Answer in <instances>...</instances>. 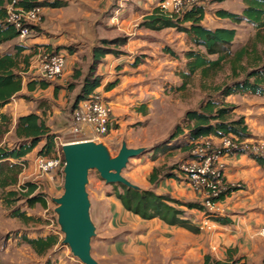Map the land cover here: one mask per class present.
<instances>
[{"label": "crops", "instance_id": "crops-1", "mask_svg": "<svg viewBox=\"0 0 264 264\" xmlns=\"http://www.w3.org/2000/svg\"><path fill=\"white\" fill-rule=\"evenodd\" d=\"M67 1L68 5L63 7H44L42 21L36 27L35 33L25 42H21L17 37L0 44V56L14 55L17 53L16 44L23 45L19 55V66L14 69L22 78V88L11 96L9 102L0 109V124L1 115L10 119L9 130L3 136L15 135L18 118L31 112L40 114L54 133H59L61 130L55 126L57 121L62 124L72 123L74 100L93 62L95 47L105 43L107 31L103 23L109 21L113 28L122 32L124 36L128 37V40L124 45V53L120 55L106 54L97 67V74L102 76L101 86L97 90L101 91L114 105V121L111 131L106 136L107 138L98 139V141H105L113 152L119 150L122 140H126L131 147L144 146L148 148L140 157H135L139 159V162H144L137 163L141 168L132 171L131 175H124L141 188L153 189L158 194H169L182 201L201 202L204 200L203 194L194 190L186 182L185 175L176 169L174 172L179 175V178H165L156 184H152L149 180V175L153 168L158 166L157 162L162 155L165 158L172 157V151H167L159 152L154 159L152 148L162 141H157V135L155 138H151L149 132L156 118H161L163 123H167L169 120L168 112L170 110L164 108L167 106L165 103L167 94L172 93V84L168 83L171 82L169 73L173 70L170 64L179 62L178 57L172 56V49L165 45V42L172 38L174 27L155 30L140 26L143 19L153 12L152 10L158 6L161 0L153 3L148 0ZM128 1H132V3ZM71 2H78L87 8L86 16L90 17L88 26L91 28L89 30L91 37L83 33L78 36L76 33L66 30V24L71 19L68 12L65 11V7H69ZM219 8H223L222 5L217 7V9ZM243 8L244 3L240 8L241 12ZM206 12L204 25L209 28L234 27L237 29L238 37V27L244 22L233 24L228 19L216 14L215 18L210 19L208 10ZM212 22L214 23L211 24ZM252 26L255 28L254 25ZM178 32L187 35L185 32ZM255 43L256 55L264 61V44L260 47V42ZM40 46L63 52L66 55V66L63 76L53 83L48 81L45 88L39 84V80L34 79L37 83L35 89L31 91L28 83L32 79L29 80L25 76L30 71L31 64L27 65L24 60L30 61L35 57ZM105 46L108 47V45ZM246 47L248 46L246 45ZM213 56L215 57L211 55L210 58H217V55ZM183 58L187 64L186 55ZM175 71L178 74L174 80L179 82L180 87L184 80L183 71L180 68ZM78 74L79 76H77ZM115 80H118V83L107 89V84ZM179 87H175L173 90L182 91L184 89H179ZM233 95L238 94L229 96ZM253 95L255 97L252 99L251 110L249 109L250 105H247L249 111L245 113L244 118L251 133L249 138L264 142V94ZM187 110L180 115L181 120L173 122V130L182 121ZM2 125L5 126V124ZM92 137V131L86 128L83 138ZM209 137L217 140L214 135ZM108 139L114 142V147L110 145ZM18 141L16 137L13 143L0 144V147H12ZM38 149L39 147L35 150ZM177 150L187 153L182 149ZM34 151L24 157L26 163L30 165L27 167H31L33 164L36 166L35 160L29 162ZM147 155L151 157L148 161ZM10 161L14 162L15 160L10 159ZM221 162L226 182L238 187L224 200L218 202V207L222 210L220 214L228 217L230 223L212 222V229L204 228L200 233L168 225L159 218L145 220L126 210L114 192V184H107L98 173L99 181L94 183L95 186L100 189V184L104 181L106 188L95 191V198L98 202L103 203L102 205L109 211V219L107 226L103 227V232L104 238L109 239L108 243H111V247L114 249L112 255L107 254L116 259L111 264H228L234 260H239L244 264H264V238L257 234L259 226L264 223V162H259L255 156L245 153L223 155ZM124 171L125 169L123 174ZM89 180L91 183L90 177ZM107 185H111L112 190ZM15 187L16 185H10L5 191L16 190ZM2 192H4L3 189ZM52 197L49 196L51 201ZM46 199L48 202V196ZM21 202L22 200L17 202V206L26 210L20 204ZM38 203L40 202L36 204ZM5 208L7 207L5 206ZM7 209L11 216V209ZM27 213L39 219L38 222L26 224L31 225V229L35 230L19 233L18 236L10 238L7 248L1 246V252L10 251V248L13 247L17 248L18 242L24 243V246L28 244L23 239L24 235L33 239L58 235L57 232H47V229H44L47 223L42 214L28 211ZM187 213L194 216L197 221L202 220L203 212L200 210L191 209ZM130 242H132V246L129 252H126ZM120 243L122 247L119 250L117 245ZM213 245L217 247L216 250L211 249ZM28 246L30 248L29 263L27 261L26 264H32L33 258H37V256L46 257L48 252L55 248L54 246L47 253L40 255L30 244ZM49 260L61 264L60 261L53 258L47 259V257L43 264ZM16 264H23V259H18Z\"/></svg>", "mask_w": 264, "mask_h": 264}, {"label": "trees", "instance_id": "trees-1", "mask_svg": "<svg viewBox=\"0 0 264 264\" xmlns=\"http://www.w3.org/2000/svg\"><path fill=\"white\" fill-rule=\"evenodd\" d=\"M10 1L12 0H0V44L11 41L19 35V30L15 25L6 21L7 4ZM18 1L25 8L34 6L56 8L66 6L69 3L67 0ZM243 3L244 8L241 13L219 8L215 14L228 19L233 24L251 23L257 30V39H260V32L264 28V0H243ZM206 11V6L194 4L186 7L182 13L170 17L156 7L140 23V26L155 30L174 27L178 31L185 32L196 46L195 49H190L185 53L188 58L187 70L183 72L184 80L179 89L186 88L190 77L196 72L208 75L210 70H219L225 64L230 65L231 76L234 78L231 84H224L215 88L216 92L219 93V98L210 97L201 104L199 109L186 111L184 118L175 126L169 137L152 148L154 159L159 152L177 149L187 151L191 158V150L195 142L202 137L237 135L240 138H248L251 136L245 118L243 116L235 118L232 115L235 107L229 105L225 99L229 95L238 93L264 94V61L256 55V43L251 47L248 46L253 49L252 51L244 46L234 52L232 46L237 38V29L234 27H207L203 24ZM114 41L126 42L127 39L126 37H118ZM16 46V54L0 56V109L9 102L11 96L22 88V78L14 69L19 66V55L23 45L16 44ZM111 52L116 51L105 45L95 47L93 62L82 81L80 91L74 100L73 109L78 106L80 101L88 98L101 86L102 76L97 74V67L106 54ZM211 55H217V58L212 59L210 58ZM24 61L27 65L30 63L28 59ZM36 83L37 81L34 79L29 81L28 85L31 91L35 89ZM117 83L118 80L112 81L106 87L110 89ZM39 84L45 88L48 81L41 80ZM9 125V117L1 115L0 137L9 130ZM15 135L19 140L17 144L12 147H0V188L4 190L3 194H0V200L4 206L11 209L12 217L20 219L25 224H30L38 222L39 219L34 215H28L26 210L17 206V202L26 199L30 206L37 202L46 205V193L38 192L40 185L33 181L25 182L21 190H5L8 186L18 183L19 174L23 170L22 164L26 162L25 156L39 147L38 155L52 157L57 151L56 138L61 135L52 132L45 119L36 112L18 118ZM255 158L259 162H264L262 156L256 155ZM10 159L15 161L12 162ZM175 169L183 173L179 165L174 164L169 168L155 166L149 175V180L152 184H156L165 178H179V175L174 172ZM59 172L62 173V168L59 169ZM237 188V186L228 184L227 189L223 190L218 197L213 198V201L224 200ZM114 192L126 210L139 215L141 218L145 220L159 218L168 225L183 227L193 233L201 232L200 221L189 215L186 210L197 209L208 215L209 219L214 222L230 223L228 217L215 212H208L205 205L198 201H182L169 194H158L153 189L138 191L121 184H114ZM23 239L40 255L47 253L60 241L58 235L39 239L24 235ZM234 262L240 261L234 260ZM46 264L58 263L49 260Z\"/></svg>", "mask_w": 264, "mask_h": 264}, {"label": "rangeland", "instance_id": "rangeland-1", "mask_svg": "<svg viewBox=\"0 0 264 264\" xmlns=\"http://www.w3.org/2000/svg\"><path fill=\"white\" fill-rule=\"evenodd\" d=\"M150 3L156 2L158 0H148ZM224 3H221L223 2ZM202 0V3L204 6H206L208 10V17L210 19L215 18V10L217 7H220L222 5L223 8L233 11V12H241L240 8L243 7L242 0ZM127 2V1H126ZM132 3V1H128ZM156 8V7H155ZM154 8V9H155ZM152 9V8H151ZM86 10L87 8L81 5L80 3L71 2L69 7H65V11L68 12L69 18L71 21L67 23V31L74 32L78 36H80V33L86 34L87 36L91 37V34L89 30L91 28L89 25V19L90 17L86 16ZM153 11V10H152ZM66 12V13H67ZM120 15V13H118ZM107 19V18H106ZM107 23H103V26L105 27L107 34L105 35V43H102L104 45H108L109 48L115 49L116 52H111L115 55H120L124 53V45L127 42H120V41H114L115 38L123 37L128 40L127 36H124L122 32H120L117 29L113 28V25L109 23V21H106ZM209 22V21H208ZM212 22L211 24H213ZM75 24V25H74ZM32 32V34H34ZM261 36L260 39H257L256 37V29L253 28V26L249 23H243L241 26L238 27V37L236 38V41L234 42L232 49L235 52L240 47L244 46H252L256 41L260 42L259 45L262 47L264 44V29L261 30ZM93 35V34H92ZM172 38L168 40V42H165V45H167L170 49H172L173 53L172 56L178 57L179 62L178 64H170L172 67V72L169 73V80L172 84L171 92L168 93L166 97V110H170L168 112L169 120L167 123H163V120L161 118H156L153 123V126L150 130V137L155 138L156 135L157 141L168 138L170 133L173 130L175 121H179L180 115L187 109H199L201 104L206 102L210 97L213 98H219V93L216 92V87H220L224 84H231L234 81V78L231 76V70L230 65L225 64L224 67H222L219 70H210L208 75H203L201 72H196L190 77L189 84L186 88H184L182 91H174L173 89L175 87H179L178 83L175 82V76L178 74L175 70L177 68H180L181 71H186V64L184 62V56L186 51L190 49H195L196 46L192 43V41L189 39L187 35H184L182 33H179L178 30L175 28L174 32L172 34ZM168 37V34H167ZM263 39V40H262ZM167 43V44H166ZM173 47H172V46ZM202 49V48H200ZM35 54V53H34ZM32 55V54H31ZM212 57H215L212 55ZM172 60V58H171ZM30 71L28 72L27 79H37L38 77H41L39 68H38V59L37 56L31 58L30 60ZM175 67V68H174ZM244 77V76H242ZM59 79V78H58ZM58 79H55L50 82H55ZM38 80V79H37ZM255 96L250 93H238V95L229 96L225 101L231 105L234 106V111L232 115L236 117L243 116L245 117V113L249 110H247V105H250L249 109L251 110L252 105V99ZM56 123V122H55ZM173 124V125H172ZM56 128L61 129L58 134L61 135L62 139L64 141H73L77 140V138L82 139V137H73L70 132V126L71 124H62L60 121H57L55 124ZM16 136L14 134H8L7 136H1L0 137V144L6 145L8 143H13V140H15ZM105 138V137H104ZM107 138V137H106ZM102 141V140H101ZM111 146H115L113 141H109ZM160 142V141H159ZM30 156L29 162H32L35 160V158L38 156V150L33 152ZM116 153V151H115ZM190 158V154L183 153V151L174 150L172 151V157L165 158L163 155L158 160V166H165L166 168H169L172 165H179L182 167V164L185 163ZM151 157L147 155V161L150 160ZM166 159V160H165ZM167 161V162H165ZM146 162V160H145ZM137 163H144L139 162V159L132 158L129 162L128 167L124 171V175H131L132 171L139 170L141 166ZM27 166H30L27 164ZM143 173V172H141ZM91 179V183L88 184L87 190L89 192L90 200H91V213L93 217V221L97 227V236L93 237L92 242V254L93 256L102 264H111L116 259L114 257H109L108 255H112L114 253V249H112V244L108 243L109 239H105V235L103 232V227L107 226V222L109 219V211L105 206H103V203L98 202L95 198V191L105 189L106 184L104 181L100 184V189L95 186V182L99 181L98 178V172L96 170H92L89 175ZM27 182V181H33L40 185V189H38V192L46 193L48 196V202L46 206L42 205L41 203L34 204L31 207L27 204L26 199H22V202L20 203L23 205L24 209H26L30 213L35 214H42V216L46 219L47 225H45L44 229L47 232H57L59 236V243L55 246L53 250L48 252L46 255L48 258H53L61 262V264H84L80 261V259L76 256H74L71 252V249L68 245L62 244V240L64 238V234L59 230V225L57 222V217L55 215L54 209L56 207V204L51 201L49 196H59L63 193V183H64V174L63 172H59L58 170L50 171L49 173H44L38 175L36 173V166L33 164L31 167H26L21 171L19 181L18 183ZM17 185V184H16ZM110 190H112L111 185H107ZM16 190H19L18 187H15ZM109 190V191H110ZM2 193V189L0 188V194ZM204 200L201 201L203 203ZM188 212V210H186ZM204 217V214H203ZM202 217V218H203ZM201 218V219H202ZM214 222V221H213ZM31 225L24 224L20 219L13 218L9 216L8 209L5 208L2 201H0V248L1 246H4L7 248L9 244V240L12 237L18 236L19 233L24 232H30L35 229H31ZM43 229V228H41ZM212 229V228H211ZM108 243V244H105ZM117 249H121L122 244L117 245ZM132 246V242L129 243V248L126 250V252H129L130 248ZM28 244H25L22 242H18L17 248L14 249L10 248V251L7 252H1L0 251V259L1 264H16L18 259H23V264H26L29 258L28 255L30 253V248H28ZM115 249V250H117ZM108 254V255H107ZM46 257L37 256V258H33L32 264H43Z\"/></svg>", "mask_w": 264, "mask_h": 264}, {"label": "built area", "instance_id": "built-area-1", "mask_svg": "<svg viewBox=\"0 0 264 264\" xmlns=\"http://www.w3.org/2000/svg\"><path fill=\"white\" fill-rule=\"evenodd\" d=\"M194 4L204 5L202 0H161L157 7L164 14L173 17L182 13L186 7ZM43 9V6L25 8L19 4L18 0H12L7 4L6 21L13 23L19 30L18 38L21 42H25L26 39L33 35L32 32L35 31L43 19ZM37 54L39 74H41V77L37 78L39 81H53L63 76L66 66V55L63 52L49 50L44 46H40ZM113 121L114 105L112 101L104 96L101 91L96 90L88 98L80 101L78 106L74 108L73 121L69 133L73 137H82L84 139L85 129L89 128L93 133V137L89 139H102L110 133ZM78 140L80 138L73 141ZM66 142L61 136H58L56 138L57 151L52 157L42 155L36 157V173L38 175L63 168L64 156L61 146ZM236 153L264 157V142L249 137L240 138L237 135L217 137V140L211 137H202L195 142L191 150V158L182 164L181 168L186 182L194 190L203 194V204L208 212L220 214L222 211L218 207V202L213 201V198L218 197L223 190L227 189L229 184L226 182L222 172L221 158L223 155ZM22 165L23 169L27 167L26 162ZM24 183L22 181L17 183L16 186L19 190L22 189L21 187ZM212 222L208 215L204 214L200 221L201 229H211ZM257 234L264 238V223L259 226ZM211 249L216 250L217 247L213 245ZM228 264L242 263L230 261Z\"/></svg>", "mask_w": 264, "mask_h": 264}, {"label": "water", "instance_id": "water-1", "mask_svg": "<svg viewBox=\"0 0 264 264\" xmlns=\"http://www.w3.org/2000/svg\"><path fill=\"white\" fill-rule=\"evenodd\" d=\"M63 193L52 197L59 230L64 234L62 244L68 245L74 256L84 264H101L92 254V240L97 227L91 213L87 186L89 175L96 170L107 184H121L142 191L139 185L124 176L130 159L140 157L148 148L131 147L122 140L115 153L105 141L84 139L63 143Z\"/></svg>", "mask_w": 264, "mask_h": 264}, {"label": "clouds", "instance_id": "clouds-1", "mask_svg": "<svg viewBox=\"0 0 264 264\" xmlns=\"http://www.w3.org/2000/svg\"><path fill=\"white\" fill-rule=\"evenodd\" d=\"M63 169V168H62Z\"/></svg>", "mask_w": 264, "mask_h": 264}]
</instances>
